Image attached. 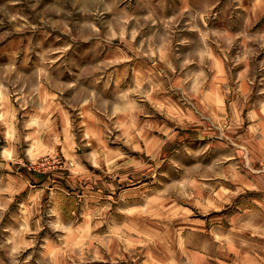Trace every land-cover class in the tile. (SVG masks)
<instances>
[{
    "label": "rangeland",
    "instance_id": "obj_1",
    "mask_svg": "<svg viewBox=\"0 0 264 264\" xmlns=\"http://www.w3.org/2000/svg\"><path fill=\"white\" fill-rule=\"evenodd\" d=\"M186 4L0 0V264H264V46Z\"/></svg>",
    "mask_w": 264,
    "mask_h": 264
},
{
    "label": "crops",
    "instance_id": "obj_2",
    "mask_svg": "<svg viewBox=\"0 0 264 264\" xmlns=\"http://www.w3.org/2000/svg\"><path fill=\"white\" fill-rule=\"evenodd\" d=\"M201 1L187 0L186 5L189 6L191 3L197 2L198 6L195 9L198 10V15L205 16V25H208L210 20V23L215 24L217 22L219 26L232 32L235 27L240 29L235 30L233 33L238 36L237 38L244 36L242 38L244 53L250 51L248 45L251 41L254 44L264 46V0H203L204 4L199 5L198 2ZM229 33L232 34L231 32ZM251 35H258L262 41L247 37ZM260 57V66L257 70L261 78L258 84L251 78L255 74V69L250 68L249 64H244L240 68L239 96H237L236 105L238 106L241 103L243 106H247V110H249V127L247 133H244L243 136L246 145V155L249 152L251 156L253 155L256 158L258 162V166H256L258 167L257 172L263 174L261 171L264 169V49ZM255 84L257 89L260 90L259 96L256 95L258 97L256 100L248 99L250 93L255 90ZM262 179L264 180L263 176L258 178L259 181H262ZM250 182L255 186H259L256 188L262 187L261 182L260 184H256L255 181ZM246 184L249 185L248 183Z\"/></svg>",
    "mask_w": 264,
    "mask_h": 264
}]
</instances>
